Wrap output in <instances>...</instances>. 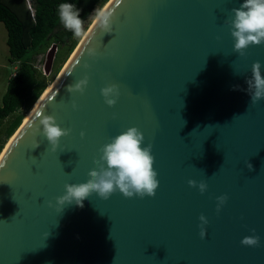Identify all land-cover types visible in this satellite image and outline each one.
Returning <instances> with one entry per match:
<instances>
[{
	"label": "water",
	"instance_id": "obj_1",
	"mask_svg": "<svg viewBox=\"0 0 264 264\" xmlns=\"http://www.w3.org/2000/svg\"><path fill=\"white\" fill-rule=\"evenodd\" d=\"M241 2L109 4L112 32L92 26L0 159V264H264V99L249 103L245 83L257 61L264 78V43L233 52L224 21ZM85 75L82 94L65 90ZM106 84L119 86L112 107L100 95ZM45 115L69 130L55 152L34 134ZM129 127L152 146L154 196L92 194L58 208L64 185L86 182L98 149ZM250 235L258 246L241 244Z\"/></svg>",
	"mask_w": 264,
	"mask_h": 264
},
{
	"label": "clouds",
	"instance_id": "obj_2",
	"mask_svg": "<svg viewBox=\"0 0 264 264\" xmlns=\"http://www.w3.org/2000/svg\"><path fill=\"white\" fill-rule=\"evenodd\" d=\"M81 9L75 3L61 2L57 5V15L62 26L70 31L75 38H81L87 33L84 29L85 20L80 17ZM113 11L105 4L94 7L87 15V21L96 29L110 34L112 32ZM232 38V50L243 57L245 50L250 46L264 43V0H242L239 7L231 9L230 19L224 21ZM96 56L95 49H88V58ZM85 69L88 64L84 65ZM88 82L87 75L77 80L74 84L65 86L68 93L82 94ZM249 103L256 104L264 99V78L261 75L260 62H254L251 66V76L245 78ZM237 89L239 86H235ZM100 95L106 106L116 104L120 90L116 84H106L100 89ZM76 109V104L71 105ZM39 134L46 139L49 151L57 150L61 137L68 135L69 130L61 128L52 116H43L39 120L34 134ZM83 135V133H81ZM33 149L38 147L33 142ZM151 144L144 143L143 134L136 127H129L119 134L111 137L109 142L98 149L99 158L94 160L95 168L87 175L86 182L80 184H65L63 194L55 198L58 208L71 204L77 207L83 206V201L95 194L97 198L107 200L114 192L120 193L125 198L152 197L158 187L157 173L153 169V156ZM247 167L251 170V165ZM4 168V162L0 163V169ZM188 186L194 187L200 194L207 189V184L201 180L196 182L188 180ZM227 197L221 195L216 198V211L219 212ZM49 202V207H51ZM199 236H205V226L208 221L204 215L198 217ZM245 246H258L259 237L256 235L245 236L241 240Z\"/></svg>",
	"mask_w": 264,
	"mask_h": 264
},
{
	"label": "trees",
	"instance_id": "obj_3",
	"mask_svg": "<svg viewBox=\"0 0 264 264\" xmlns=\"http://www.w3.org/2000/svg\"><path fill=\"white\" fill-rule=\"evenodd\" d=\"M107 1L66 0L81 9L80 17L85 23L93 8L103 6ZM61 2L65 0H33L34 14L31 16L24 0H0V23L6 30L9 61L17 64L1 98L0 152L48 86V77L41 76L34 66L36 57L45 54L55 44L58 57L64 55L62 62L80 40L60 23L57 5Z\"/></svg>",
	"mask_w": 264,
	"mask_h": 264
},
{
	"label": "rangeland",
	"instance_id": "obj_4",
	"mask_svg": "<svg viewBox=\"0 0 264 264\" xmlns=\"http://www.w3.org/2000/svg\"><path fill=\"white\" fill-rule=\"evenodd\" d=\"M5 1H7V0H5ZM88 26H89V23L87 21L84 24V29L86 30L88 28ZM56 47H57V45H56ZM45 54L38 55L36 57V59L34 61V66L39 71L41 76L44 75V76L48 77L47 82L49 84V83H51V82H53L55 80V78L57 77L59 72L62 70V68L64 67L65 63L67 62L68 58L70 57V54L67 55L64 58V60L61 62V58H63L64 55L63 56L61 55L60 57H58L59 50H58V48H56V51L54 52V57H53V61H52L51 70H50V73L47 74V75H45L43 73V67H44V64H45V57H46ZM56 67H58L56 72L55 73H51V72H53V70ZM16 68H17V64L16 63H12V62L9 61L8 48H7V45H6V31H5V28H4L3 24L0 23V105H1L2 95H3V93L5 92V89H6L7 80L9 79V77H11L14 74Z\"/></svg>",
	"mask_w": 264,
	"mask_h": 264
},
{
	"label": "bare ground",
	"instance_id": "obj_5",
	"mask_svg": "<svg viewBox=\"0 0 264 264\" xmlns=\"http://www.w3.org/2000/svg\"><path fill=\"white\" fill-rule=\"evenodd\" d=\"M113 0H108L105 4L107 5V6H109V4L112 2ZM104 4V5H105ZM92 28V26L89 24V26H88V28L85 30V32L88 34V32L90 31V29ZM86 34V35H87ZM86 35L85 36H83V37H81L80 38V40L78 41V43H77V45H76V47H75V50H73L74 52L73 53H75V51L77 50V48L79 47V45L82 43V41L84 40V38L86 37ZM73 55V54H72ZM71 55V56H72ZM67 63V62H66ZM66 65V64H65ZM64 65V66H65ZM63 69V68H62ZM62 71V70H61ZM60 71V72H61ZM59 72V73H60ZM59 75V74H58ZM58 75H57V77H58ZM57 79V78H56ZM55 81L56 80H54L53 82H51L50 84H48V86L46 87V89L42 92V94L40 95V97L36 100V102H35V104L33 105V107L31 108V110L25 115V117H24V119L22 120V124H21V126L20 127H22V125H24L27 121H28V119L31 117V115L34 113V111H35V109L40 105V103L42 102V100L46 97V95L49 93V91L52 89V87H53V85H54V83H55ZM19 129L20 128H18L14 133H13V135L6 141V143H5V145L3 146V149H2V151H1V153H0V159H1V157H2V155H3V153L6 151V149H7V147L9 146V144L12 142V140L14 139V137L16 136V134L18 133V131H19Z\"/></svg>",
	"mask_w": 264,
	"mask_h": 264
},
{
	"label": "built area",
	"instance_id": "obj_6",
	"mask_svg": "<svg viewBox=\"0 0 264 264\" xmlns=\"http://www.w3.org/2000/svg\"><path fill=\"white\" fill-rule=\"evenodd\" d=\"M26 8L30 12V15L33 16L34 14V5H33V0H24Z\"/></svg>",
	"mask_w": 264,
	"mask_h": 264
},
{
	"label": "crops",
	"instance_id": "obj_7",
	"mask_svg": "<svg viewBox=\"0 0 264 264\" xmlns=\"http://www.w3.org/2000/svg\"><path fill=\"white\" fill-rule=\"evenodd\" d=\"M6 31V30H5Z\"/></svg>",
	"mask_w": 264,
	"mask_h": 264
}]
</instances>
